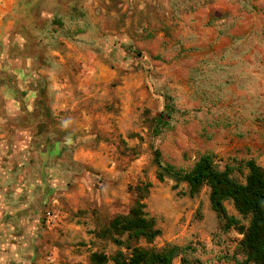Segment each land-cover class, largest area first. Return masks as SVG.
I'll return each mask as SVG.
<instances>
[{
	"label": "rangeland",
	"instance_id": "374dc122",
	"mask_svg": "<svg viewBox=\"0 0 264 264\" xmlns=\"http://www.w3.org/2000/svg\"><path fill=\"white\" fill-rule=\"evenodd\" d=\"M40 1L31 11L44 32L68 20L101 25L92 22L102 40L84 52L88 87L76 93L92 119L76 143L85 144L92 164L61 170L69 178L60 200L71 192L73 202L54 205L51 197L45 208L58 213V224L77 226L72 233L82 260L74 264H93L94 252L108 257L104 264H116L121 251L130 256L116 242L127 243L128 232L109 229L129 214L145 183L151 186L144 211L160 234L152 242L130 240L132 247H185L173 264L182 256L189 264H237L244 235L222 226L208 186L191 194L186 182L160 180L155 150L164 164L184 171L210 154L241 182L248 172L243 161L264 167V0H109L90 15L86 0ZM162 112L168 118L159 124ZM225 206L242 219L231 200Z\"/></svg>",
	"mask_w": 264,
	"mask_h": 264
},
{
	"label": "crops",
	"instance_id": "0c3cea01",
	"mask_svg": "<svg viewBox=\"0 0 264 264\" xmlns=\"http://www.w3.org/2000/svg\"><path fill=\"white\" fill-rule=\"evenodd\" d=\"M108 3L86 0L83 7L90 15ZM40 4L0 0V264L82 260L72 233L77 226L64 220L45 225L43 213L51 197L54 205L73 202L71 192L60 200L58 191L68 177L61 170L92 164L85 144L76 143L92 121L76 93L88 87L84 52L91 54L94 41L102 39L94 34L92 18L84 25L68 20L44 32L31 11Z\"/></svg>",
	"mask_w": 264,
	"mask_h": 264
},
{
	"label": "trees",
	"instance_id": "16d2710c",
	"mask_svg": "<svg viewBox=\"0 0 264 264\" xmlns=\"http://www.w3.org/2000/svg\"><path fill=\"white\" fill-rule=\"evenodd\" d=\"M167 118L168 114L162 112L156 122L163 124ZM155 161L159 168L160 180L168 176L178 183L186 182L191 194L199 192L203 186L210 188V202L222 226L226 229L234 227L244 235L240 242L243 258L237 260V264H264V167L255 159L243 161L248 172L245 175V182H241L232 175L231 167L220 170L210 154L201 156L189 171L164 164L159 149L155 150ZM150 186V183L139 185L129 214L117 218L110 225L109 230L115 234L128 232V242L140 239L152 242L160 234L155 221L148 218L144 211L145 205L142 200L148 194ZM230 200L242 219L228 214L225 202ZM243 220L247 223H243ZM116 242L131 249L128 257L122 251L118 252L113 257L116 264H173V260L186 250L185 247L178 245H167L161 250H154L132 247L120 239ZM107 258L105 254L98 252L91 254L93 264H104ZM181 264H189L186 256L181 257Z\"/></svg>",
	"mask_w": 264,
	"mask_h": 264
},
{
	"label": "built area",
	"instance_id": "2783aa9c",
	"mask_svg": "<svg viewBox=\"0 0 264 264\" xmlns=\"http://www.w3.org/2000/svg\"><path fill=\"white\" fill-rule=\"evenodd\" d=\"M58 213L55 210L47 209L44 213V224L48 226L55 225L58 222Z\"/></svg>",
	"mask_w": 264,
	"mask_h": 264
}]
</instances>
